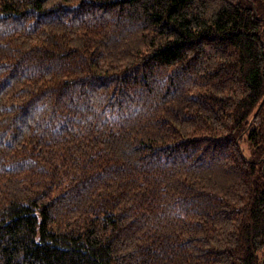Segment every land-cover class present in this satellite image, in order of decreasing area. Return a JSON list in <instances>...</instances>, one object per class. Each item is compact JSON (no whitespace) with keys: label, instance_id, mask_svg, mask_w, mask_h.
I'll use <instances>...</instances> for the list:
<instances>
[{"label":"trees","instance_id":"16d2710c","mask_svg":"<svg viewBox=\"0 0 264 264\" xmlns=\"http://www.w3.org/2000/svg\"><path fill=\"white\" fill-rule=\"evenodd\" d=\"M0 264H264V0H0Z\"/></svg>","mask_w":264,"mask_h":264}]
</instances>
